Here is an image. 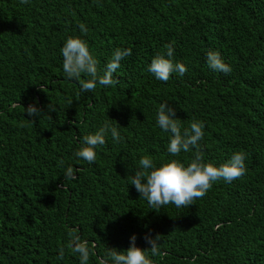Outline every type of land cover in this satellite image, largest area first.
I'll return each mask as SVG.
<instances>
[{
    "label": "trees",
    "instance_id": "1",
    "mask_svg": "<svg viewBox=\"0 0 264 264\" xmlns=\"http://www.w3.org/2000/svg\"><path fill=\"white\" fill-rule=\"evenodd\" d=\"M69 37L87 42L100 76L116 49L131 48L113 74L119 83L82 92L63 70ZM168 44L188 71L162 82L148 68L168 58ZM209 52L232 72L210 69ZM162 103L182 131L203 121L206 163L242 151L246 175L214 183L188 208L153 210L130 184L140 158L187 166L195 152L168 153ZM29 105L42 113L34 122ZM105 124L122 140L109 133L93 164L77 158L83 137ZM69 166L75 180L65 179ZM149 234L160 235L153 264H264V0H0V264H80L74 239L95 245L97 264L133 235L150 248Z\"/></svg>",
    "mask_w": 264,
    "mask_h": 264
},
{
    "label": "clouds",
    "instance_id": "2",
    "mask_svg": "<svg viewBox=\"0 0 264 264\" xmlns=\"http://www.w3.org/2000/svg\"><path fill=\"white\" fill-rule=\"evenodd\" d=\"M29 0H21L22 4H27ZM81 32L87 33L84 24H80ZM166 56H155L148 70L154 77L162 82H168L173 73L183 76L188 71L183 63H174L171 57L174 54V48L171 44L165 45ZM63 56V70L68 79L79 81L82 92H95L98 85L110 87L118 84L117 79H113V74L120 67L121 61L132 54V49H116L107 63L104 74L98 75V61L93 57L86 41L78 37H69L61 48ZM207 65L216 72L228 75L232 68L225 64L221 59L219 52H209L207 54ZM85 75L90 79H81ZM50 111H55L52 105H49ZM27 116L33 118L42 115L41 110L35 105H29L24 108ZM156 122L158 127L170 133V142L167 151L172 156H179L182 152L187 153L195 149L193 159L185 166L178 160H171L160 167H156L150 156H143L139 160V169L130 177V184L134 185L136 191L143 197L149 206L159 212L161 208L173 204L177 208H188L195 204V201L202 199L218 181L231 183L241 179L247 173L245 166L246 153H234L231 158L220 166L204 161L203 152L200 150L199 142L204 138L203 121L193 120L189 128L181 130L180 119L176 118V110L169 107L167 103L159 106ZM117 124V123H116ZM118 125V124H117ZM111 134L113 141L120 142L122 137L116 126L105 124L94 134L83 137V145L75 156L93 164L97 158L96 148L106 144V136ZM76 171L69 166L65 171V179L75 180ZM137 237L133 235L130 238L131 246L126 251L108 249L106 256L100 257L97 264H153L151 256L162 255L158 241L160 235L153 239L150 234L144 236L146 243L150 248L142 250L136 246ZM72 252L79 255L80 264H89L90 257L93 255L92 247L88 242L74 239L70 242ZM150 253V255H149ZM64 249H60L59 259H63ZM195 257L190 264H194Z\"/></svg>",
    "mask_w": 264,
    "mask_h": 264
}]
</instances>
